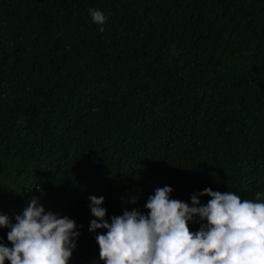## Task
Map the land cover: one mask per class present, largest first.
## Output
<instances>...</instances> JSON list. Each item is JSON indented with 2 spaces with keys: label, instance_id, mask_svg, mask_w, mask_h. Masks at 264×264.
Instances as JSON below:
<instances>
[{
  "label": "trees",
  "instance_id": "16d2710c",
  "mask_svg": "<svg viewBox=\"0 0 264 264\" xmlns=\"http://www.w3.org/2000/svg\"><path fill=\"white\" fill-rule=\"evenodd\" d=\"M164 186L264 193V0H0V214L35 197L103 264L89 197L111 222Z\"/></svg>",
  "mask_w": 264,
  "mask_h": 264
},
{
  "label": "clouds",
  "instance_id": "9594fccd",
  "mask_svg": "<svg viewBox=\"0 0 264 264\" xmlns=\"http://www.w3.org/2000/svg\"><path fill=\"white\" fill-rule=\"evenodd\" d=\"M92 22L103 32L108 16L89 9ZM173 189L157 187L148 197L147 214L125 210L105 219L104 197L90 196L95 236L103 264H264V193L255 200L241 199L234 192L206 188L189 203L172 199ZM209 196L201 204L199 196ZM135 203V200L131 201ZM199 217V221L194 218ZM13 222L0 214V228L10 229L0 237V264H69L81 235L76 222L44 207L32 197ZM200 223L197 231L190 229Z\"/></svg>",
  "mask_w": 264,
  "mask_h": 264
}]
</instances>
